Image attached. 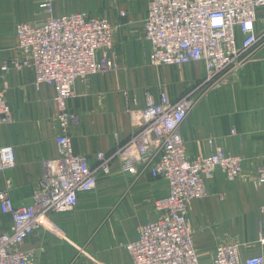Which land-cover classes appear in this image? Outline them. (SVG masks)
I'll list each match as a JSON object with an SVG mask.
<instances>
[{"label":"crops","instance_id":"0c3cea01","mask_svg":"<svg viewBox=\"0 0 264 264\" xmlns=\"http://www.w3.org/2000/svg\"><path fill=\"white\" fill-rule=\"evenodd\" d=\"M42 0H0L7 26L40 24ZM53 0L52 17L87 13L107 20L115 68L76 82L66 112L74 116L67 127L73 150L92 166L99 153L111 154L139 132L140 112L147 95L166 92L178 101L205 77L201 63L179 68L156 67L144 22L150 0ZM22 21V22H18ZM13 52L16 45L13 41ZM11 50V51H12ZM0 55V92L12 110V121L0 125V147L11 146L16 166L0 172V193L8 192L17 207L32 204L45 163L56 158L57 137L65 127L54 90L34 86L33 69H16L18 52ZM22 58V57H21ZM10 69L2 76L1 68ZM189 159L213 152L210 141L242 161V172L229 181L221 171L207 182V197L190 204L187 223L202 264H210L217 248L239 246L242 259L264 255V46L232 83L210 90L198 99L180 130ZM168 193V184L149 172L132 176L114 164L112 175L79 198L70 212L53 213L22 250L36 264H132L125 245L138 238L140 228L157 219L155 202ZM10 216L0 211V235L11 230Z\"/></svg>","mask_w":264,"mask_h":264},{"label":"built area","instance_id":"2783aa9c","mask_svg":"<svg viewBox=\"0 0 264 264\" xmlns=\"http://www.w3.org/2000/svg\"><path fill=\"white\" fill-rule=\"evenodd\" d=\"M52 3L44 0L41 8L51 13ZM144 32L152 65L201 63L205 77L176 102L166 92L157 100L147 95L139 115L144 127L113 153L97 154L92 166L73 150L66 130L75 119L66 112V103L77 81L116 67L108 54L113 48L109 22L75 13L18 25L16 50L22 58L11 65L33 69L37 90H54L65 129L56 140V158L45 163L32 204L17 207L7 191L0 193V211L12 220L11 230L0 235V264H36L35 256L22 250L25 242L46 225L50 214L73 211L82 195L111 177L117 163L124 174L149 172L168 184L167 195L155 202L157 219L143 225L138 238L125 245L132 264H202L187 223L188 208L207 197V182L216 171L237 180L242 161L212 141L210 155L191 160L180 130L198 99L232 83L264 46V0H150ZM9 69L4 64L1 77ZM11 121L12 110L0 92V125ZM15 166L14 149L0 147V172ZM259 179L264 183V171ZM210 264H264V255L242 259L239 246L228 244L217 248Z\"/></svg>","mask_w":264,"mask_h":264},{"label":"rangeland","instance_id":"374dc122","mask_svg":"<svg viewBox=\"0 0 264 264\" xmlns=\"http://www.w3.org/2000/svg\"><path fill=\"white\" fill-rule=\"evenodd\" d=\"M81 1H85L84 5H90L91 4V2L87 1V0H79L78 2L80 3ZM43 3H44V0H42L39 3V6L37 5L35 10H37V13L40 15L41 14H43L44 16L48 15V18H49L52 11L50 13L49 11L42 9L41 5ZM3 15H4V12L0 11V55L7 57L8 55L11 54V52H13V50H12L13 44H14L13 41L17 43L16 30H17L18 25L7 26L8 24H6V21L3 20ZM18 22H22V21H18ZM27 24H29V23H27ZM16 43H15V45H16ZM16 52H17V50L14 49L13 54Z\"/></svg>","mask_w":264,"mask_h":264}]
</instances>
